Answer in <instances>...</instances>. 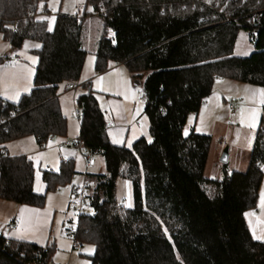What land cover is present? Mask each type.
<instances>
[{
  "label": "trees",
  "instance_id": "16d2710c",
  "mask_svg": "<svg viewBox=\"0 0 264 264\" xmlns=\"http://www.w3.org/2000/svg\"><path fill=\"white\" fill-rule=\"evenodd\" d=\"M48 1L0 0V34L11 49L25 41L39 45L31 49L37 60L30 91L16 102L0 96V200L44 206L45 194L33 190L32 161L10 155L7 145L31 137L44 148L66 136L58 94L80 78L90 53L85 21L96 15L94 70L122 63L140 81L150 139L131 148L113 145L95 92L89 82L80 85L78 138L82 149L102 158L104 172L86 175L90 212L79 213L68 234L93 245L90 264H264V240L252 238L244 218L262 181L261 123L247 168L221 163L219 178L205 175L212 137L183 133L217 79L264 87V0H84L92 11L57 13L51 21ZM243 30L254 47L245 57L234 54ZM74 174L72 159L43 171L45 193L70 184ZM118 179L131 185V206L116 196ZM54 251V242L41 246L0 234V264H50Z\"/></svg>",
  "mask_w": 264,
  "mask_h": 264
},
{
  "label": "rangeland",
  "instance_id": "374dc122",
  "mask_svg": "<svg viewBox=\"0 0 264 264\" xmlns=\"http://www.w3.org/2000/svg\"><path fill=\"white\" fill-rule=\"evenodd\" d=\"M47 6L51 9L50 16L47 17L50 21L53 19V15L57 13L81 16L84 9L88 11V8H90L85 6L84 0L83 3H79L78 0H56V2L49 0ZM100 31V19L96 15H92L89 18L87 17L84 25L83 38L85 44H90V53L87 55L89 63L92 61V53L96 49ZM36 45L37 44L34 42L25 41L19 50H13L9 43L2 37V34H0V57H6L0 63V96L2 98L15 102L19 95L30 91L34 67L37 60L36 56L31 52V49L36 47ZM253 51V43L249 40L248 33L244 30L241 31L235 42L234 54L236 56L245 57ZM84 73L86 72L84 71L83 74ZM219 80L220 79H217L215 81L210 96L204 101L206 104H202L196 116L192 114L189 115V119L184 126V134L188 133L189 128H193L197 133L213 135V138H216L217 134L222 132V129L219 127L221 122L225 123L226 126H232V129L228 131V134H231L233 127L237 126L236 122H240L241 124L253 123V114H255L256 117L254 121L255 126L256 124L258 126L259 122H262V103L264 102V95L261 94V90H264V88H257L249 84L226 79H222L224 88H219ZM76 84H79L78 81ZM81 92L82 89L79 86L74 94H79ZM16 93L19 95L17 96ZM7 96H13L14 99H8L6 98ZM70 96L71 95H69L66 100H70ZM229 103H233L235 106V114L229 110ZM76 110V104L74 105L70 102L65 107L68 130L67 136L62 140L74 141L78 135L80 118L76 117ZM228 121H231V123L227 124L226 122ZM221 142H224V139H222ZM58 143L56 139H49L44 149L40 148L45 150L44 160L41 163L42 169L46 170L47 167L50 169L57 168L58 147H60ZM30 145V140L19 139L9 143L7 145V150L10 155H19L30 150ZM65 150L75 155V172L77 173L80 170L85 173L83 171L85 166L84 158L79 150L74 147L71 149L67 148L63 149L62 153H65ZM218 150L219 149H217V154H215L214 164L209 168V174L212 178H219L221 176L219 169L220 153L218 154ZM221 151L222 149L220 152ZM90 161L92 165L87 168L88 172H104L103 160L100 156L91 154ZM76 176V179L74 181L72 179L70 184L59 187L57 190L49 192L47 195V206L56 208L49 240V242H54L55 251L51 256L50 264H90L87 256L93 253V245L90 243H83L79 244L76 249H72L71 245L73 238L68 234V232H71V230L75 228L78 213L82 210L88 213L90 212L88 204H81L79 198L80 195L83 194L87 199L91 187L84 189L85 182H82V176H80V174ZM76 186H78V189H74ZM59 193L62 194L59 195ZM75 194L77 197L74 196ZM116 196L119 200L123 201L125 205H132L131 185L128 181L122 179L117 180ZM7 223L8 221H6L5 216L1 214L0 228L4 230Z\"/></svg>",
  "mask_w": 264,
  "mask_h": 264
},
{
  "label": "crops",
  "instance_id": "0c3cea01",
  "mask_svg": "<svg viewBox=\"0 0 264 264\" xmlns=\"http://www.w3.org/2000/svg\"><path fill=\"white\" fill-rule=\"evenodd\" d=\"M47 9H49L51 13V9L48 6ZM91 60L92 61H90L89 63L87 57L85 59L82 72L78 80L79 83L78 87L85 82L90 83L92 90L95 92L98 106L100 107L101 111L104 114V119L106 122V134L108 136L109 141L113 145L131 148L133 143L139 138L143 137L149 140L150 135L148 131V127H149L148 118L144 114V101H142L138 95L139 87L134 82L135 78L132 77L127 67L122 63H110L105 71L100 73L95 72L94 57H92ZM84 71L86 73L83 74ZM97 81H99V83H97ZM219 82H220L219 88H224L223 81L220 79ZM77 88L75 90H77ZM257 88H264V87H257ZM75 90H66L65 86L60 89L58 98H59L60 108L64 116H65V107L67 106V104L70 102L75 105V97L77 95L74 94ZM69 95H71L70 100L68 99L66 100V98L69 97ZM20 96L21 95H19V97ZM234 109L235 106L233 109L229 108V110H231L233 114H235ZM192 115L196 116V114H192ZM188 119H189V115L187 117V120ZM261 121L262 122H259V124L260 123L261 125L263 124V128H264V102L262 103ZM226 123L230 124L231 121H228ZM236 123L237 126L233 127V131L231 132V134H228V131L232 129V126L230 125L226 126L225 123L221 122L219 124V127L222 129V132L218 133L216 138H213V135H210L212 137V142L205 167L206 176L211 177L209 174V168H211V166H213L214 164L215 154H217V149H219L218 154L220 153L221 155L222 151L220 152V150L221 149L223 150L225 146L228 147V161L226 163L227 165L229 164L228 165L229 170L244 171L247 168L255 131L259 125L257 126L256 124L255 127H249L250 124H241L240 122L239 123L236 122ZM190 129L193 128H189L188 132ZM67 130H68V123H67ZM66 136H67V132H66ZM65 137H53L51 139L53 140L56 139L59 142L58 144H60L62 139ZM78 137H79V127H78V135L76 136V139ZM22 139H27L31 141L30 150L25 151L23 154L26 155L32 161L34 167L33 190L36 193L45 194L46 204L44 203V206L39 208L28 205H18L13 202L0 200V215L3 214V216H5V219L6 221H8V223L12 221L16 225L15 230H7L4 227L5 232L3 228L2 229L0 228V234L7 238L27 241L43 246L47 244L50 240V231L54 223L53 221L56 211L55 207L51 208L50 206L49 207L47 206L48 193H45V183L42 181V172L45 171V169L41 168V163L44 160L45 150H42L44 148L40 149L37 146L35 140L31 137H26ZM113 139H116L118 142L113 143ZM222 139H224V142H221ZM129 141H131V145H129ZM67 148L71 149L73 147H58L57 168L55 169L51 168L48 171H53V172L57 171L59 169L61 162H65L68 159L74 160L75 158L74 153L69 152L68 150H65V153H62V150ZM78 150L84 158L85 166L83 171L85 173L81 172L80 170L77 173L75 172L76 174L73 177V181L76 179L77 177L76 175L80 174V176H82L83 179L82 182H85L84 180L86 179V175L92 173V172H88L87 170V168L91 167L92 165L90 161V155L91 154L98 155V154L88 153L84 149H82V147H80V149ZM86 158H88L89 165L85 164ZM219 163H220L219 169L221 172V162L219 161ZM261 169H262V181L259 188L256 206L244 212L245 222L250 231L252 238L254 240H259V241L264 240V208L260 206L261 192L262 190H264V163L262 164ZM74 189H78V186H76ZM61 194L62 193H59V195ZM246 214H250V215L246 216ZM254 235L257 238H254Z\"/></svg>",
  "mask_w": 264,
  "mask_h": 264
},
{
  "label": "built area",
  "instance_id": "2783aa9c",
  "mask_svg": "<svg viewBox=\"0 0 264 264\" xmlns=\"http://www.w3.org/2000/svg\"><path fill=\"white\" fill-rule=\"evenodd\" d=\"M39 13H40L41 15H46V14H48V12L45 11L44 9H40V10H39ZM134 82H135V84L139 87L138 95H139L140 99L143 101V100H144V93H143L142 88H141V83H140V81H139L138 79H134ZM77 87H78V85L76 84V82H70V83H67V84L65 85V89H66V90H75ZM228 107H229L230 109H233V108H234V106H233L232 103H229V104H228ZM162 113H164V112L162 111ZM75 115H76L78 118H80L81 113H80V111H79L78 109L75 111ZM59 145H60V147H74V148H76V149H80V147H81V143H80L79 138L75 139L74 141H70V140H65V139H64V140H62V141L60 142ZM85 164H86V165H89L88 158H86V162H85ZM47 170H50V168L47 167ZM84 189H85V188H84ZM83 191H85V190H83ZM74 196L77 197L76 194H75ZM79 199H80L81 204H83V205L87 204V199H86V197H85L83 194L80 195V198H79ZM82 212H84V210L80 211L79 213H82ZM5 227H6L7 230H15V229H16V225H15L14 222H10V223L7 224ZM71 231H72V230H71ZM78 246H79L78 242L75 241V240H73V241H72L71 248H72V249H76Z\"/></svg>",
  "mask_w": 264,
  "mask_h": 264
},
{
  "label": "snow or ice",
  "instance_id": "6c2138e0",
  "mask_svg": "<svg viewBox=\"0 0 264 264\" xmlns=\"http://www.w3.org/2000/svg\"><path fill=\"white\" fill-rule=\"evenodd\" d=\"M53 2H56V0H53ZM78 2L79 3H83V0H78ZM41 7H43V5H41ZM88 11H92V8H88ZM49 31H51V24H50V26H49ZM27 46V45H26ZM36 47H39V45H36ZM102 79V78H101ZM97 83H99V81H97ZM64 86L62 85L61 86V88H63ZM261 94L262 95H264V90H261ZM16 95L18 96L19 94L18 93H16ZM6 98H8V99H14V97L13 96H7ZM252 119H253V123L252 124H250L249 125V127H255V123H254V121H255V119H256V117H255V114H253V117H252ZM197 130H199V129H197ZM185 134H187V133H185ZM118 141L116 140V139H113V143H117ZM149 142H151V141H149ZM129 145H131V141H129ZM126 206H130V205H126ZM262 208H264V190H262V192H261V205H260ZM247 215H250V214H246V216ZM254 238H257V237H255V235H254Z\"/></svg>",
  "mask_w": 264,
  "mask_h": 264
},
{
  "label": "water",
  "instance_id": "95a60500",
  "mask_svg": "<svg viewBox=\"0 0 264 264\" xmlns=\"http://www.w3.org/2000/svg\"><path fill=\"white\" fill-rule=\"evenodd\" d=\"M219 161L221 163H226L228 161V147L225 146L221 152V155L219 157Z\"/></svg>",
  "mask_w": 264,
  "mask_h": 264
}]
</instances>
